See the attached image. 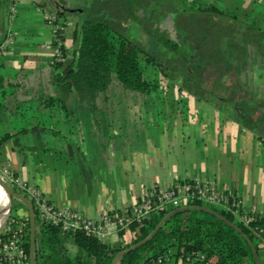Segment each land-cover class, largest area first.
Returning <instances> with one entry per match:
<instances>
[{
    "label": "trees",
    "instance_id": "16d2710c",
    "mask_svg": "<svg viewBox=\"0 0 264 264\" xmlns=\"http://www.w3.org/2000/svg\"><path fill=\"white\" fill-rule=\"evenodd\" d=\"M45 3L52 6L44 21L53 31L48 44L51 59L40 68L45 71L44 82L37 81L35 85L30 80L25 84L27 76L18 75L12 90H0L2 98L17 95L21 89L24 95L35 97L42 108L67 112L70 109L66 101L73 94L94 111L95 99L105 93L112 76L124 89L145 94L150 101L161 98L162 86L168 81L186 99L215 98L230 102L238 112L241 125L264 139V95H259L263 92L256 88L249 89L242 73L248 70L244 64L250 56L264 60V16L247 20L219 5L217 0H85L71 10L81 18L75 21L69 44H65L68 13L65 0ZM151 4L162 6L173 15L174 26L184 36L185 47L164 32L150 34L154 44L150 48L122 33V22L137 21L136 8ZM152 70L158 72L157 77ZM26 108L31 107L15 106L14 110ZM26 128L0 133V146L8 137ZM191 181L177 180L173 185ZM7 183L33 206L34 264H112L120 250L146 237L167 212L187 204L205 205L237 225L253 244L259 264H264V213H251L242 210L243 206L238 208V213H233L201 198L179 205H153L140 219L133 218L118 226L115 242L82 229H63L59 223L42 218L34 199L8 180ZM158 187L147 188L137 203ZM223 194L230 200L240 199L230 192L223 191ZM13 200L25 203L16 196L11 197ZM125 209L131 212V207ZM107 213L121 214V211ZM247 213L251 220L245 222L242 215ZM7 222L8 229L0 231V248L14 235L25 253L19 262L29 264L27 212L19 216L11 204ZM170 257L183 262L194 259V264H255L251 247L241 233L219 217L196 207L167 217L150 239L119 256L115 264H152L158 258L161 262L157 264H162Z\"/></svg>",
    "mask_w": 264,
    "mask_h": 264
},
{
    "label": "crops",
    "instance_id": "0c3cea01",
    "mask_svg": "<svg viewBox=\"0 0 264 264\" xmlns=\"http://www.w3.org/2000/svg\"><path fill=\"white\" fill-rule=\"evenodd\" d=\"M0 1V90H12L18 75H37L39 67L50 61L53 27L44 21L50 11L46 0L42 5L37 0ZM252 1L249 19L259 20L264 16V1ZM28 28L33 32L23 30ZM40 38L43 52L37 47ZM27 63H36V67H25ZM242 71L248 76L247 87L264 93L259 86L264 71ZM18 91L0 96V133L28 128L1 144L0 168L7 167L35 186L57 207L75 209L96 220L102 213L132 206L147 188L197 179L237 195L243 209L264 213V139L241 125L230 102L186 99L175 87L165 85L158 100L123 107L95 101L94 111L70 94L66 101L70 110L63 112L44 109L35 97ZM13 101L14 107L34 109L18 112ZM119 107L151 110L144 117H130L136 113L133 110L98 115L100 108ZM18 203L24 209L21 215L25 214L26 204ZM112 235L116 238L111 241L116 242L118 235ZM162 264L194 263L170 257Z\"/></svg>",
    "mask_w": 264,
    "mask_h": 264
},
{
    "label": "built area",
    "instance_id": "2783aa9c",
    "mask_svg": "<svg viewBox=\"0 0 264 264\" xmlns=\"http://www.w3.org/2000/svg\"><path fill=\"white\" fill-rule=\"evenodd\" d=\"M2 177L6 182L8 180L34 199L39 215L42 218L59 223L63 229L78 228L85 232L97 233L106 238L112 234L117 235L118 226H124L133 218L140 219V217L146 214L153 205L162 206L166 203L179 205L181 202H186L190 199L201 198L204 201L224 206L233 213H238V208L243 206L240 199L230 200L223 194V191L217 189L213 183L200 182L197 179H193V181L182 185L171 184L167 187L159 186L157 190L153 189L150 195L143 197L140 202H135L130 206L131 212H127L126 209L121 210V214H108L105 212L102 213L98 219L94 220L75 209L53 205L51 202L47 201L46 197H44L35 186L20 179L18 176L12 175L7 169L2 170ZM247 211L253 212L251 210ZM248 214L249 213L242 215L245 222L251 220V215ZM18 242V238L12 235V237L0 248V261L12 263L21 261V259L25 257L23 248ZM186 259L188 260V258ZM193 260L194 259H191V262ZM159 262H161L160 258L152 264H157Z\"/></svg>",
    "mask_w": 264,
    "mask_h": 264
},
{
    "label": "rangeland",
    "instance_id": "374dc122",
    "mask_svg": "<svg viewBox=\"0 0 264 264\" xmlns=\"http://www.w3.org/2000/svg\"><path fill=\"white\" fill-rule=\"evenodd\" d=\"M38 2H40L39 4L43 3V1L45 0H37ZM85 0H65V6L68 10L67 16H66V22H67V27L65 28L66 32H65V44H69L68 42L70 41V31L74 26V23L77 19L81 18V15H78L77 13H75V11H71L73 10L74 7H76L78 4H80L81 2H83ZM242 2H245L247 5L243 6ZM45 3V2H44ZM217 3L219 5H222L224 7H226L228 10L236 13L238 16L245 18L247 20L249 19L250 13H248L249 8L254 5L252 0H217ZM262 3V1H261ZM51 4H49V8L50 9L52 6H50ZM239 6V8L237 7ZM245 13H247V17L244 15ZM136 14H137V21H135L134 19H127L125 21L122 22V33L128 37H130L131 39L137 40V41H141L147 48H150L151 46H153V42L150 41V39H152V37L150 36H156L158 34H160L161 32H164L165 34H168L169 36L175 38L176 40L179 41L180 45L182 47H185L184 44V36L180 33V31H178L175 26H174V21H173V15L170 12H167V9L163 8L160 5H147L145 7H138L136 8ZM27 16H30V13L26 14ZM2 23L3 26L5 27V21H3ZM22 30V29H19ZM23 30H28L30 32H33V29L28 28V29H23ZM18 32V31H17ZM20 35H22V31H20ZM11 42V41H10ZM12 43V42H11ZM156 46V45H155ZM37 47L39 51H45L44 45H43V39L40 38L38 39V43H37ZM71 47V45H70ZM251 52L252 49L250 50ZM7 52V51H6ZM32 65V64H29ZM27 64H25V67L30 68ZM36 67V63L32 65V67ZM248 66V67H247ZM39 67V66H38ZM150 66L148 65L147 69L150 70L149 68ZM244 67L248 68V72H252L255 70H262L264 71V60L263 59H258V57L256 56H250V59L248 62H246V64H244ZM41 68V67H39ZM39 73L36 74H32L30 76H27L26 78V82L25 84H29L30 80L33 81L35 84V81H39L40 84H42L44 82V75L45 71H43L42 69H39L38 71ZM153 75L154 76H158V72L152 70ZM263 73V72H262ZM243 80L245 82H247V78L248 76H244L243 75ZM264 78V77H263ZM262 79V78H261ZM257 83V82H256ZM170 83L167 81L165 82V84L163 85H169ZM259 86L260 88L264 89V82L260 81L259 82ZM37 85V84H35ZM169 87H172L169 85ZM258 87V84H257ZM171 89V88H170ZM107 95V97L105 96ZM172 95V94H171ZM75 99L76 96H75ZM191 99V98H190ZM179 100V99H178ZM180 100H185L183 98H180ZM96 102H100V103H104L105 101L111 103L113 102L114 104H120V106H125V105H130V103L132 102H143V101H149L148 96H146L145 94H140L138 92L135 91H129L124 89L116 80V78L114 76H112L111 81L107 87V89L105 90V93H101L98 95V97L95 99ZM14 102H11L12 107H14ZM100 108L98 111V115L99 116H103L106 115L103 112H107V115H112L110 114L111 112L115 111V110H120V111H125V112H130L131 110L135 111V114H131L129 115L130 117H144L147 114L145 113L146 111H150L151 108L148 107H139V108H134V109H127V108ZM69 108V107H68ZM14 109V108H13ZM18 112L21 111H26L27 113L31 112L30 108H26L24 110H17ZM109 113V114H108ZM126 116V115H124ZM18 141L19 142V138H17L15 140V142ZM17 143V142H16ZM1 158V156H0ZM0 175L2 176V168L0 169ZM18 200H13L12 202H10V206L11 204H13V208H14V212L17 215H21L23 212V207L17 202ZM8 218V216H7ZM7 218L5 220V222L3 223L2 227L0 228V231H2L3 229H8V222H7ZM115 236L111 235L108 238H106L107 241H111V240H115ZM73 249V248H72Z\"/></svg>",
    "mask_w": 264,
    "mask_h": 264
},
{
    "label": "water",
    "instance_id": "95a60500",
    "mask_svg": "<svg viewBox=\"0 0 264 264\" xmlns=\"http://www.w3.org/2000/svg\"><path fill=\"white\" fill-rule=\"evenodd\" d=\"M0 185L1 187L5 190V192L8 195V209H7V215L6 218L9 214L10 211V202H11V197L12 196H16L19 199H22L25 204H26V208H27V214H28V218H29V229H30V236H29V249H28V256H29V264H34V257H33V245H34V241H35V222H34V213H33V206L31 204V202L29 201L28 198H26L23 194L21 193H17L14 192L11 187L9 186V184L6 182V180L0 175ZM199 208L201 210L207 211L217 217H219L221 220L225 221L227 224H229L231 227H233L238 233H241L242 236L246 239V241L248 242V244L251 247V250L253 252L254 255V259H255V264H259V258L258 255L253 247V244L251 243V241L246 237L245 234L242 233L241 229L235 225L233 222L229 221L228 219H226L225 217H223L222 215H220L219 213L213 211L212 209H210L209 207L205 206V205H194V204H187V205H180L176 208H174L173 210L167 212L160 220L159 222L156 224V226L154 227V229L143 239H141L140 241L120 250L115 257L112 259V264H115L116 259L121 256L122 254H124L125 252L135 249L138 246L142 245L143 243H145L148 239H150L155 232L157 231V229L160 227V225L162 224V222L169 217L170 215L177 213V212H181L184 211L186 209L189 208ZM6 220V219H5Z\"/></svg>",
    "mask_w": 264,
    "mask_h": 264
},
{
    "label": "bare ground",
    "instance_id": "6f19581e",
    "mask_svg": "<svg viewBox=\"0 0 264 264\" xmlns=\"http://www.w3.org/2000/svg\"><path fill=\"white\" fill-rule=\"evenodd\" d=\"M8 205V195L0 185V228L5 222Z\"/></svg>",
    "mask_w": 264,
    "mask_h": 264
}]
</instances>
